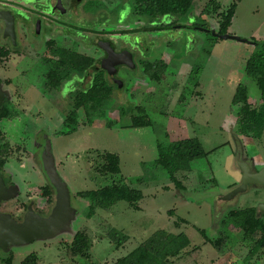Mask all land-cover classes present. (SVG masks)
<instances>
[{"label": "rangeland", "instance_id": "1", "mask_svg": "<svg viewBox=\"0 0 264 264\" xmlns=\"http://www.w3.org/2000/svg\"><path fill=\"white\" fill-rule=\"evenodd\" d=\"M211 1L195 0L191 16L179 22H207L217 30L215 18L203 15ZM234 2L219 3L222 9H228ZM74 10L76 15L69 16L68 22L83 28L86 43L74 42L69 36L59 45L98 58L103 54L95 46L100 33L132 50L135 68L119 69L117 77L122 87L115 88L111 101L103 102L92 123L79 109L78 125L69 127L66 115L75 104L74 92L82 87L78 83L80 75H73L60 88L53 89L47 80L46 59L58 54L46 52L45 59L44 51L22 47L17 54L1 60L3 88L11 99L5 103L10 117L0 121L4 137L0 147L15 151L4 172L18 187L19 195L1 205L0 211L19 215V203L26 200L28 193L38 205L46 203L41 192L48 181L40 162L45 136L51 141L59 174L73 195L124 179L143 197L138 209L121 201L107 210L98 208L91 216V202L74 198L77 211L69 228L55 238L12 247L7 254H12L13 264H21L33 253L39 258L38 264H110L150 243H155L152 248L165 256L168 248L160 247L163 234L169 238L183 235L190 244L178 259L174 258L175 264H264L263 252L262 257L252 256L251 246L241 241L240 231L233 226L226 229L222 223L230 208H257L264 202V188L251 186L236 203L221 210L215 203L218 195L241 181L239 154L254 167L264 168V134L260 140L239 135L232 104L240 84L248 88L252 104L262 103L259 88L244 70L247 60L264 43V0L239 1L227 33L258 42L256 45L190 28L142 31L161 21L135 16L131 2L81 0ZM157 60L166 64L159 70L160 82L150 79L143 64ZM90 80L91 77L82 80L84 86ZM136 106L143 109L150 126H132V117L138 115ZM191 137L198 138L209 154L180 164L176 176L184 189H179L168 171L156 164L158 146ZM103 153L119 156V176H104L93 169L98 154ZM18 158L24 162L19 164ZM112 228L127 237L120 248L111 241ZM201 231L209 239H217L225 232V249L219 251L206 243ZM77 232H84L92 240L90 260L68 257L66 247ZM5 255L0 250V259Z\"/></svg>", "mask_w": 264, "mask_h": 264}, {"label": "trees", "instance_id": "2", "mask_svg": "<svg viewBox=\"0 0 264 264\" xmlns=\"http://www.w3.org/2000/svg\"><path fill=\"white\" fill-rule=\"evenodd\" d=\"M121 4L131 2L133 4V14L137 17H148L152 22H159L156 26H149L142 31H164L174 29L176 27L190 28L204 31L217 38H222L228 33V28L232 24L235 16L237 3L241 0H235L231 7L222 9L220 0H212L210 6L205 9L203 15L215 18L218 29L208 26L207 22H194L188 24L185 21L180 23L179 20L188 19L191 16L195 0H120ZM222 9V11H220ZM201 19V18H200ZM166 20L167 22H162ZM215 33V34H214ZM256 44H259L258 42ZM49 66L48 77L49 85L55 89L60 88L64 81L73 75H80L84 80L91 77V80L84 86L81 80L78 82L82 87L74 92L75 104L72 110L66 115V125L75 127L78 125V112L83 109L89 122H93V118L102 110V104L105 101H111L114 97L115 88L117 86L112 83L107 72L102 67V60L95 57L78 53L72 49H61L56 59H46ZM164 61H155L144 63L148 75L152 81L160 82L162 75L160 68H164ZM166 66V64H165ZM245 74L250 77L260 90L262 103L254 105L250 102L248 88L239 85L233 98V106L236 110L237 132L239 135L260 140L264 134V43L261 48L254 53L246 62ZM196 86H199L197 84ZM138 115L132 117V126L146 127L151 125V121L145 115L140 106L134 108ZM10 117V112L6 104L0 108V121ZM74 127H71L72 129ZM0 132V139H3ZM24 152L17 147L16 150ZM158 158L156 164L167 170L170 174L171 181L179 189H184L181 182L177 179V171L180 164L184 162H194L206 157L209 153L204 150L202 142L195 137L170 142L166 146L159 144ZM14 149L0 147V172L5 170L10 158H13ZM98 161H95L93 169L104 176H119L121 174V161L119 156L112 153L98 154ZM18 163L24 162L23 159H17ZM234 186V185H233ZM232 186V187H233ZM231 188V187H230ZM41 195L47 202L53 204V189L49 183L42 187ZM75 199H86L91 202L90 214L94 215L96 209H109L118 202L125 201L134 209L139 208V202L142 200V193L132 189L125 180L122 179L118 183L113 182L110 185L102 187L98 190L82 191L73 195ZM227 217L223 220V226L226 229L230 226L235 227L241 233V241L250 245V254L252 256H261L264 253V214L257 215L256 207L246 209L230 208ZM206 243L211 244L217 250L222 251L224 242H227L225 232L217 239L207 238L204 231H201ZM111 241L120 248L127 241V237L116 229L109 230ZM164 241L160 247L168 248L165 256L156 252L152 247L155 243L142 245L129 255L122 257L110 264H175L183 251L190 244L184 240L183 235L169 238L163 234ZM183 241V242H182ZM92 240L84 233L77 232L72 243L66 247L69 258H80L85 260L91 259ZM1 264H13L12 254H6L1 259ZM39 258L33 253L29 255L21 264H38ZM109 264V263H108Z\"/></svg>", "mask_w": 264, "mask_h": 264}, {"label": "water", "instance_id": "3", "mask_svg": "<svg viewBox=\"0 0 264 264\" xmlns=\"http://www.w3.org/2000/svg\"><path fill=\"white\" fill-rule=\"evenodd\" d=\"M0 19L6 21L4 37L12 36L14 40V18L0 12ZM223 39L256 45V42L230 34H225ZM100 46L107 53V58L103 61L102 67L121 88L122 82L115 79L116 67L118 65H127L134 69L133 55L128 51L116 53L114 47L108 41L101 42ZM10 99L9 92L5 91L3 85L0 84V108L6 100ZM40 162L44 175L53 189V204L50 212L48 215L42 216L31 204L23 215L22 220L19 221L11 213L0 211V250L5 254L9 253L10 249L15 246H23L36 241L55 238L69 228L70 222L75 217L77 210L73 194L68 184L59 174L52 152L51 141L47 136L43 140ZM237 163L242 173L241 181L227 193L217 196L215 200L217 210H221L225 205L236 203L240 195L249 192L251 186L264 188V168L254 172L253 165L247 160H243L240 154L237 156ZM18 190L16 185L7 187L3 178L0 177V204L15 198L18 195ZM263 214L264 202L257 207V215L261 216Z\"/></svg>", "mask_w": 264, "mask_h": 264}, {"label": "flooded vegetation", "instance_id": "4", "mask_svg": "<svg viewBox=\"0 0 264 264\" xmlns=\"http://www.w3.org/2000/svg\"><path fill=\"white\" fill-rule=\"evenodd\" d=\"M79 5H81V0H0V12L13 17L15 25L14 40L12 36L4 37L6 21L0 19V68L3 64L1 61L2 59L9 57L12 53L17 54V52H19L22 47L29 50H40V52L44 51L43 57L46 59V52L56 53V55H59L61 49H68L67 47L59 45L58 42L66 41L69 36L73 37L74 42L78 41L79 43H86L87 37H84L83 35V28L79 26H73L68 22L69 16L72 18L74 17L73 15H76L74 7ZM99 34L100 33L97 35L98 38L96 39L95 44L96 48L99 50L102 49L100 43L108 41L112 44L116 53L128 51L133 54L132 50H129L123 46L121 47L119 46L120 44L107 39L103 36V34ZM69 49L75 50L73 48ZM102 52L103 54L97 58L98 60H102L101 65H103V61L107 58L106 51L102 49ZM121 67L128 66L118 65L116 67V80H119L117 74ZM107 75L109 80L119 87L118 84L111 79L108 73ZM0 84L3 85L1 75ZM7 101L10 102V100H6L5 103ZM42 147L43 143L41 144L40 150H42ZM259 170L261 169L253 166L254 172H258ZM0 177L3 178L7 187L15 185L13 180L8 175H6L4 171L0 172ZM18 195L15 198H17ZM15 198L9 201L14 200ZM4 203L5 202L1 203L0 206ZM31 204L34 205L36 211L42 216L48 215L52 206L47 201L43 206L38 205V203L28 193L26 195V200L19 203V205H21L20 214L13 216L19 221L22 220L23 215L26 213L28 207Z\"/></svg>", "mask_w": 264, "mask_h": 264}]
</instances>
